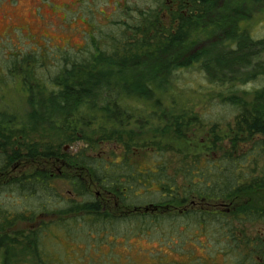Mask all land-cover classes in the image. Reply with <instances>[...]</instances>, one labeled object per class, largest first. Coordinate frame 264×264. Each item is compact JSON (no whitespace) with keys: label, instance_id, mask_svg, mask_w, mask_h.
<instances>
[{"label":"trees","instance_id":"1","mask_svg":"<svg viewBox=\"0 0 264 264\" xmlns=\"http://www.w3.org/2000/svg\"><path fill=\"white\" fill-rule=\"evenodd\" d=\"M157 3L159 7L141 11L137 22L106 33L102 45L96 41L100 37L91 34L95 39L74 54L62 51L63 62L55 72L36 66L35 57L22 56L18 62L16 74L27 111L16 114V150L11 147L4 162L15 155L16 169L33 164L6 186H16V223H39L26 234L16 230L15 237L10 235L12 223L0 225V264H17L31 249L39 256V238L47 225L63 226L75 217L142 225L169 221L179 233L164 245L179 254L188 252L183 248L196 239L204 251L206 241H214L209 255L151 264H264V238L246 237L239 228L245 222H264V169L254 174L264 155V39L252 36L249 13L236 0ZM200 28L207 39L192 47V33ZM189 67L206 79L201 86L206 88L199 90L207 89L202 92L208 100L216 98L220 107L233 108L230 119L226 111L213 118L214 100L206 105V115L204 108L195 112L180 103L182 91L192 88L184 89L175 80ZM251 81L255 87L250 107L237 92L239 85ZM228 84L226 90L217 89ZM14 121L4 122L13 129ZM189 123L209 126L213 133L226 126L251 146L238 153L239 144H233L221 155L204 159L182 154L181 164L172 166L163 157L168 146L157 140L165 133L181 135ZM148 132L152 142L146 143ZM125 139L153 146L161 160L143 167L128 156L112 160L93 153L100 143L112 140L127 149ZM76 141L86 146L72 154L65 147ZM45 159H64L76 171L62 176L69 197L59 198L56 177L34 164ZM94 184L112 197L109 202L100 198ZM39 193L42 199H37ZM209 198H221L229 210L198 203Z\"/></svg>","mask_w":264,"mask_h":264},{"label":"rangeland","instance_id":"2","mask_svg":"<svg viewBox=\"0 0 264 264\" xmlns=\"http://www.w3.org/2000/svg\"><path fill=\"white\" fill-rule=\"evenodd\" d=\"M249 13V28L254 38L264 39V0H236ZM177 5L176 2H168ZM153 7H159L157 0H0V123L15 120L16 114L27 111L25 107V96L20 91L18 79V62L22 56L35 57L41 68L55 72L60 63L63 62L61 55L64 50L73 53L89 44L97 37V43H105L103 37L110 31L125 27L127 24L137 22L140 12ZM158 9V8H157ZM261 9V10H260ZM166 13V12H164ZM160 16L161 11L157 12ZM133 20H132V19ZM124 23V24H123ZM210 28V27H205ZM212 28V27H211ZM207 35L203 28L192 33L191 40L195 45L203 44ZM105 38V37H104ZM264 42V40H263ZM190 46V48H191ZM46 55V56H39ZM264 57V44L261 49L260 58ZM28 58V57H26ZM255 60V59H254ZM36 63V61H34ZM17 71V72H16ZM48 74V73H47ZM195 67H189L178 72L176 83L190 90H183L180 103L192 111H201L206 115L207 109L213 101V118L220 117V113L230 119L233 115L232 109L227 106L222 108L219 101L213 98L208 100L209 95L200 91L199 88L207 83L206 79ZM230 84L218 86L217 89H227ZM255 83L253 81L239 85L238 95L251 107L254 98L251 93ZM178 89V86H175ZM243 91V92H242ZM218 112V113H217ZM181 135L165 133L164 136L155 138L161 145H167L164 159L172 166L177 161L178 155L210 152L217 146L222 151L228 145V138L232 137L231 131L224 126L212 133L207 126L189 123L181 128ZM238 136V135H237ZM210 137H217L214 145L210 144ZM146 143L152 142V135L148 132L144 137ZM128 144L131 143L125 139ZM109 143V142H106ZM227 144V145H226ZM70 145V144H69ZM226 145V146H225ZM102 148L112 149L114 152L124 153V147L120 143H109L101 145ZM136 144L131 146V154L142 164L160 161L158 151L151 145L140 147ZM150 146V147H149ZM171 148H170V147ZM242 146L246 148L243 142ZM83 147V141H76L70 145V151L75 152ZM216 151V148H214ZM96 153V152H93ZM43 166L42 163L36 164ZM44 167V166H43ZM246 167L245 171L251 169ZM27 169V165L19 167V173ZM264 169V155L259 158L256 174ZM54 170L58 172V169ZM55 190L61 197H69L70 187L67 181L59 176L53 180ZM17 198V196H16ZM39 193L37 199H42ZM20 199V197H19ZM213 200H209L211 202ZM214 202V201H213ZM44 221L48 217L43 218ZM48 230L39 238V256H34L33 250L25 251L19 257L17 264H151L156 260L174 259L181 260L186 257H200L211 252L209 245L214 241L207 240L205 251L202 241H192L188 244V250L179 254L171 252L165 242L170 241L171 236L179 233L176 224L169 221L159 220L156 222L137 224L136 222H123L121 220L96 221L90 217H75L63 226H52L48 224ZM37 225L23 222L16 224V230L24 234ZM247 230L248 234H260L264 236V222H248L239 228ZM182 233H185L184 231ZM182 252V251H181ZM231 261L233 257L230 256Z\"/></svg>","mask_w":264,"mask_h":264},{"label":"flooded vegetation","instance_id":"3","mask_svg":"<svg viewBox=\"0 0 264 264\" xmlns=\"http://www.w3.org/2000/svg\"><path fill=\"white\" fill-rule=\"evenodd\" d=\"M5 124V126L3 125ZM206 126V125H205ZM0 225H4L5 223H12L13 227L10 229V235L12 236H16V186L13 189H10L8 186H6V182H10L11 179L16 180V174H18L16 172V156L14 155V159H12V161H10L9 159L7 161L4 162V159L9 156L10 154V148L12 147L13 150H16V122H13V129H11L10 127H7V123L3 122L0 123ZM210 131L211 128L209 126H207ZM229 131H231V133L233 134L232 137L228 138V145L226 146L225 149H223L222 151H219V148H217V146L213 147L210 152H205V153H195V154H199L201 155V157L204 158H210V157H216L222 154L223 151H227L230 150V148L232 147L233 144H239L238 145V153L241 150L247 149L249 146H251V141L250 140H243L241 135H235L234 131L232 129H229ZM213 133V132H212ZM210 144L211 146L214 145V140L216 141V143L219 141L217 137H210ZM120 143L117 142L116 140H112V141H105L99 144V147L97 148V150L95 151L96 155L100 156V155H105L106 157H112V160H117L120 159L122 157L128 156L131 160H133L134 162H136L137 164H139L140 166L143 167H147L149 166V164H142L139 162V160L137 161V159L134 158V155L131 154V146L129 145V148H125V146L123 145V143H120L123 147H124V153L120 154V152L122 153V151L120 152H114V150L112 149H106V148H102L101 145L103 144H109V143ZM243 142L246 144V148H244L242 146ZM86 144L83 143V147H85ZM136 146V145H135ZM6 147V148H5ZM70 147V146H69ZM69 147H65L67 150L70 151ZM81 147V148H83ZM140 147H143L142 145ZM147 147V146H145ZM80 148V149H81ZM214 148H216V151H214ZM78 149V150H80ZM77 150V151H78ZM70 151L72 154L76 153ZM181 159V155H178L177 157V161L175 163V166H177V164H181L180 160ZM38 162V161H36ZM41 163L43 164V166H41V168L45 169L46 171H48L50 173V175L55 176L56 178L59 176H63L64 174H68V172H70L72 170V174H74V169H72V166L69 164H67V162L63 159V160H41ZM33 164V162L31 163H27L24 166L27 165V169ZM34 164H38V163H34ZM153 164V163H152ZM4 166H7L6 168H4ZM23 166V167H24ZM20 167V166H19ZM55 169H60L58 170V172H56ZM69 168V169H68ZM23 172V171H21ZM20 173V172H19ZM256 174V172L254 173ZM66 180V178H64ZM67 181V180H66ZM93 188L96 192H101V190L94 184ZM71 191V190H70ZM101 196L100 198L103 199V201L107 200L108 202L110 201V197L109 195L105 194L104 192L100 193ZM112 198V197H111ZM209 200H213L211 202H209ZM115 202V207H116V201ZM200 203L203 207H208L210 209L213 210H221V211H228L229 210V204L224 203V201L221 198H209L208 200L205 199L203 201L198 202ZM113 212H121L120 210H113ZM38 221V220H37ZM40 221V220H39ZM258 221V220H257ZM251 222H255V221H251ZM37 223V222H36ZM39 223V222H38ZM38 223L35 224L38 226ZM248 223V222H245ZM244 223V224H245ZM250 223V222H249ZM30 225H32L31 223H29ZM243 224V225H244ZM245 235L246 237H251V238H255V237H263V235L260 234H253L250 235L248 234L247 230H245ZM2 230H0V235L2 234ZM239 235L243 236V233L239 232Z\"/></svg>","mask_w":264,"mask_h":264}]
</instances>
